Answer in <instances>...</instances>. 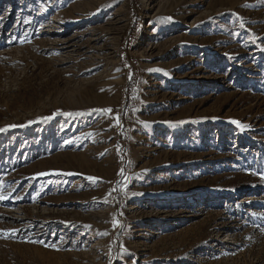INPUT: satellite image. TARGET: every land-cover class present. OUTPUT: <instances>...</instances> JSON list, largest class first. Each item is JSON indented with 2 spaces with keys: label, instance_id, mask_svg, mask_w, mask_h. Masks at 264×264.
Here are the masks:
<instances>
[{
  "label": "rangeland",
  "instance_id": "obj_1",
  "mask_svg": "<svg viewBox=\"0 0 264 264\" xmlns=\"http://www.w3.org/2000/svg\"><path fill=\"white\" fill-rule=\"evenodd\" d=\"M0 129V264H264V0H0Z\"/></svg>",
  "mask_w": 264,
  "mask_h": 264
},
{
  "label": "snow or ice",
  "instance_id": "obj_2",
  "mask_svg": "<svg viewBox=\"0 0 264 264\" xmlns=\"http://www.w3.org/2000/svg\"><path fill=\"white\" fill-rule=\"evenodd\" d=\"M108 111H110V110H108ZM233 123H239V122H237V121H233ZM4 129H0V131H3ZM91 179V178H90ZM3 197H0V199H2ZM116 222L114 221V224H115ZM104 234H106V233H104Z\"/></svg>",
  "mask_w": 264,
  "mask_h": 264
},
{
  "label": "trees",
  "instance_id": "obj_3",
  "mask_svg": "<svg viewBox=\"0 0 264 264\" xmlns=\"http://www.w3.org/2000/svg\"><path fill=\"white\" fill-rule=\"evenodd\" d=\"M136 1V3H137V0H135Z\"/></svg>",
  "mask_w": 264,
  "mask_h": 264
}]
</instances>
